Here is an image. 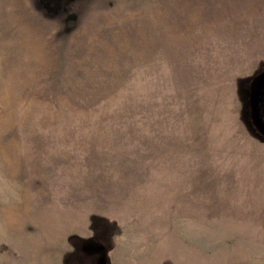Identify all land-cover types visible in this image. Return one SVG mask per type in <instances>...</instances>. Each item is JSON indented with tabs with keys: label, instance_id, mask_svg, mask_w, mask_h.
<instances>
[{
	"label": "rangeland",
	"instance_id": "374dc122",
	"mask_svg": "<svg viewBox=\"0 0 264 264\" xmlns=\"http://www.w3.org/2000/svg\"><path fill=\"white\" fill-rule=\"evenodd\" d=\"M264 0H0V264H264Z\"/></svg>",
	"mask_w": 264,
	"mask_h": 264
},
{
	"label": "flooded vegetation",
	"instance_id": "af4514ba",
	"mask_svg": "<svg viewBox=\"0 0 264 264\" xmlns=\"http://www.w3.org/2000/svg\"><path fill=\"white\" fill-rule=\"evenodd\" d=\"M250 105L253 122L258 131L264 134V73L253 83Z\"/></svg>",
	"mask_w": 264,
	"mask_h": 264
}]
</instances>
